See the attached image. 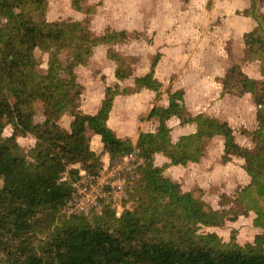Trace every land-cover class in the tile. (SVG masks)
<instances>
[{
  "label": "trees",
  "instance_id": "1",
  "mask_svg": "<svg viewBox=\"0 0 264 264\" xmlns=\"http://www.w3.org/2000/svg\"><path fill=\"white\" fill-rule=\"evenodd\" d=\"M249 1L245 15L255 24L244 34V42L248 61L259 63L263 80L259 84L243 76L235 65L226 74L224 89L238 84L241 93L252 94L259 126L243 133L255 140L257 149L239 145L235 129L218 117L188 116L178 104L183 93L175 92L169 106L155 107L150 117H160L162 133L173 117L182 124L195 123L197 132L177 141L163 140L153 132L141 134L138 148L143 163L137 166L138 177L131 181L125 199L134 206L118 216L113 204L103 201L100 215L66 218L62 214L83 178L79 167L95 177L102 171L90 136H101L112 162L134 150L131 139L118 137L108 127L116 98L131 94L120 84L107 87L99 112L86 114L74 93L76 69L88 66L96 47L124 43L128 31L107 30L93 37L86 20L48 21L49 0H0V264H264V248L240 246L235 238L225 244L217 234L200 233L205 227H221L239 214L237 210L226 206L215 210L200 199L191 201L192 195L165 174L172 167L198 162L209 140L223 137L226 161L232 156L244 159L251 177L250 184L238 190L235 202L241 214L254 211L256 226L264 228V14L261 0ZM74 7L81 9L79 0ZM37 50L49 54L46 74L39 73L32 60ZM61 56L67 60L64 70ZM107 56L116 63L120 82L131 77L127 57L112 50ZM159 62L158 55L150 75L140 79L132 95L158 84ZM39 113L44 121L37 135ZM67 114L74 118L70 131L60 124ZM29 136H36V143L27 150L20 139ZM160 153L169 161L154 166Z\"/></svg>",
  "mask_w": 264,
  "mask_h": 264
},
{
  "label": "rangeland",
  "instance_id": "2",
  "mask_svg": "<svg viewBox=\"0 0 264 264\" xmlns=\"http://www.w3.org/2000/svg\"><path fill=\"white\" fill-rule=\"evenodd\" d=\"M75 1L49 0L48 21L86 20L93 37H99L107 30L128 31L124 43L96 47L88 66L76 69L78 85L74 93L80 97L82 112H99L107 87L120 84L124 92L132 95L139 89L140 79L150 75L153 61L159 55L155 73L158 84L148 85L131 97H118L112 124L118 123L119 130L113 129L111 124L108 126L110 131L118 137H131L133 143L139 141L140 134L153 131L163 140L177 141L189 133L190 128L173 118L168 121L167 131L162 133L160 117H150V114L155 107H168L170 95L181 91L183 100L178 104L187 115L209 112L220 117L236 129L239 145L252 151L257 149L255 140L243 133L253 132L259 126L258 106L252 94L241 93L242 87L238 84L235 89H230L234 93L224 89L226 74L235 65L239 66L243 76L259 84L263 80L259 63L248 61L249 49L244 42V34L255 24L245 15L250 7L249 0H79L81 9L74 7ZM259 7L264 14V0L260 1ZM110 50L129 59L132 75L127 80L120 82L116 78V63L107 56ZM32 60L39 73H47L49 54L37 50ZM60 66L63 70L67 67L64 56L60 57ZM120 115L122 118H118ZM43 121L44 116L39 113L37 135L42 133ZM73 121L74 118L67 114L60 124L70 131ZM11 132L8 128L6 134ZM95 136L101 137L98 134L90 136L91 148L100 156V176L108 178L106 183L111 184L105 188L108 201L119 214L123 213L134 206L133 202L125 200L132 184L127 172L129 161L125 163V159L120 158L112 162L104 151L102 139H95ZM35 143L36 136L20 139V144L27 150ZM224 145L223 137H214L204 147L198 162L173 167L165 174L180 184L182 192L192 195L191 201L200 199L206 208L218 210L226 206L238 211L239 214L230 216L221 227H205L200 233L217 234L225 244L235 238L240 246L249 244L264 248V228L256 226V213L241 214V208L235 202L238 190L251 182L245 169L246 161L236 156L226 161L228 154ZM167 161L160 153L154 166H162ZM131 162L138 166L143 159L135 157ZM79 168L83 178L95 177L86 172V167ZM67 206L62 214L66 218V212L70 213Z\"/></svg>",
  "mask_w": 264,
  "mask_h": 264
},
{
  "label": "built area",
  "instance_id": "3",
  "mask_svg": "<svg viewBox=\"0 0 264 264\" xmlns=\"http://www.w3.org/2000/svg\"><path fill=\"white\" fill-rule=\"evenodd\" d=\"M135 157L139 158L138 143H134V150L132 153L122 157L125 159V163L129 161V165L127 167L128 171H126L130 174L131 181L138 177L136 174L137 166L134 165V162H131ZM107 180L108 178H104L99 175L94 178H92V176H85L79 182H77L75 184L76 193L74 197L68 202L69 205L67 206L70 207V213L69 211L66 213L69 216L73 214H102L103 201H105V203H111L108 201V196L105 190L107 185H111L106 183ZM127 193L128 190L126 195ZM117 214L118 216L122 215V213L119 214V211Z\"/></svg>",
  "mask_w": 264,
  "mask_h": 264
},
{
  "label": "crops",
  "instance_id": "4",
  "mask_svg": "<svg viewBox=\"0 0 264 264\" xmlns=\"http://www.w3.org/2000/svg\"><path fill=\"white\" fill-rule=\"evenodd\" d=\"M140 95V94H139ZM121 96H123V95H121ZM132 95H130V97H131ZM105 97V94L103 95V98ZM118 97H120V96H118ZM117 97V98H118ZM117 98H116V100H117ZM169 103H170V98H169ZM116 104H117V102L115 101V105H114V107H113V110H112V112H111V114H110V119H109V121H108V126L109 127H111V124H112V121H113V118H112V116H113V114L115 113V109H116ZM180 105V104H179ZM167 108V107H166ZM201 113H206V114H208V115H211L209 112H201ZM201 113H199V114H201ZM198 115V114H197ZM197 115H194V116H197ZM188 116H190L189 114H188ZM194 116H190V117H194ZM211 116H213V115H211ZM121 117V115L118 117V118H120ZM213 117H217V116H213ZM122 118V117H121ZM173 118H177V119H179V121H180V124L182 125V126H185V127H189L190 128V132L189 133H187V134H184V135H182V136H185V135H189V134H193V133H196L197 132V125L195 124V123H187V124H182V121L180 120V118H178V117H173ZM173 118H171V119H173ZM218 118H220V117H218ZM170 119V120H171ZM221 119V118H220ZM169 120V121H170ZM223 120V119H222ZM223 121H226V120H223ZM226 122H228V121H226ZM229 123V122H228ZM230 124V123H229ZM113 125V124H112ZM116 125H118V123L117 124H114L112 127H113V129H117V128H119V126H116ZM167 125H168V121H167ZM231 125V124H230ZM232 126V125H231ZM233 127V126H232ZM234 128V127H233ZM235 129V128H234ZM117 130H119V129H117ZM236 130V129H235ZM119 133H121V134H125V132L124 131H119ZM144 133H146V132H144ZM153 133H155L154 131H153ZM143 134V133H142ZM141 136V134L139 135V137ZM217 137V136H216ZM221 137V136H220ZM95 139H102L101 137H98V136H95L94 137ZM120 138H125V137H120ZM180 138V137H179ZM128 139H131V137H129L128 136ZM211 139H213V138H211ZM210 139V140H211ZM139 140V139H138ZM209 140V141H210ZM136 143H138L137 141L135 142V144ZM207 145V144H206ZM224 149H225V146H224ZM158 155V154H157ZM156 158H157V156H156ZM169 161V160H168ZM167 161V162H168ZM167 162H165V163H167ZM173 168V167H172ZM171 169V168H170Z\"/></svg>",
  "mask_w": 264,
  "mask_h": 264
}]
</instances>
